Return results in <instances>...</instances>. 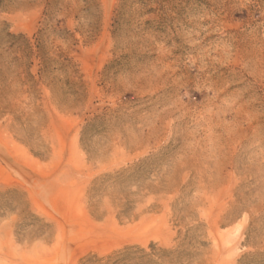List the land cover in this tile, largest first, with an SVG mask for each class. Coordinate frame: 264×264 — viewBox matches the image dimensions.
Wrapping results in <instances>:
<instances>
[{
  "label": "rangeland",
  "instance_id": "obj_1",
  "mask_svg": "<svg viewBox=\"0 0 264 264\" xmlns=\"http://www.w3.org/2000/svg\"><path fill=\"white\" fill-rule=\"evenodd\" d=\"M264 264V0H0V264Z\"/></svg>",
  "mask_w": 264,
  "mask_h": 264
},
{
  "label": "trees",
  "instance_id": "obj_2",
  "mask_svg": "<svg viewBox=\"0 0 264 264\" xmlns=\"http://www.w3.org/2000/svg\"><path fill=\"white\" fill-rule=\"evenodd\" d=\"M150 256L144 250L132 247L118 253L114 258H110L108 264H140Z\"/></svg>",
  "mask_w": 264,
  "mask_h": 264
}]
</instances>
